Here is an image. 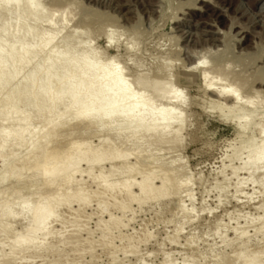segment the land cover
<instances>
[{
  "label": "rangeland",
  "instance_id": "374dc122",
  "mask_svg": "<svg viewBox=\"0 0 264 264\" xmlns=\"http://www.w3.org/2000/svg\"><path fill=\"white\" fill-rule=\"evenodd\" d=\"M59 2H62V0ZM64 2L65 0L62 3ZM71 2H76L74 6L72 5L73 10L70 12L74 17V22L71 20L72 24H70V21L69 23L67 21V31H78L82 26L85 29V25L89 23L87 29L92 33V36L91 34L90 36L93 37L92 41L95 44L93 46L107 53H103L104 56L118 55L117 58L122 63L125 62L126 64L123 63L125 66L130 63L126 67L127 70L132 72V74L130 71L128 73L129 77L132 76L131 79H136L143 72L146 74L148 72V74L152 75L151 73L155 72L159 65L166 63L174 67L175 74L182 71L186 74L187 79L189 77V80H191L195 76L198 82L195 81L188 85L184 84V93L183 91L182 93L186 96L182 97H189L188 99L190 100V106L187 109L190 114L188 120L190 123L188 122L182 130L181 136L184 139L176 145L178 147H172L173 145L168 144L152 150L147 140H143L136 145L137 138H140L137 134H132L133 136H128L121 140V135H118L120 131H117V134H113L112 132L115 131H112V136L108 133V131L113 129V126H116L114 125L116 123L104 126L97 125L92 129L88 128L89 131L83 129L87 131H85V134L83 131L81 132V129L78 130L76 135L68 136V133H71L72 129H74L72 121L66 123L64 128L61 127L65 131L60 129L64 134L62 135L59 132L62 135H60V143L63 147L59 145V140L55 144L61 146L62 150L65 148L70 151L72 148V145L70 147V142L74 139V144L77 136L79 141L82 139L83 141L87 140L92 148L101 144L104 137H110L111 143L114 144L113 146H118V149L120 148V150L129 153L128 157L121 160V173L116 176L117 178L115 177L116 180L119 179L120 183L127 176L122 172L129 166L133 167V171H136L135 178L137 181L142 180L148 172H154L153 183L155 186L160 187L161 176L172 175L176 178V183L166 191V195L140 203L134 202L131 208L124 213L114 207H110L111 214L119 217L118 224L120 227L113 231L109 241H101L106 229L98 228V218L100 216L98 215V205L100 204V199L94 198L86 206V213L77 221H74L69 216V213H65L63 219H58L52 224L56 231L61 230L63 227H71L68 229L69 232L66 233L68 236H74L76 229L79 226H84L83 231L77 235L76 239L79 241L75 245H61L58 248L60 251L37 258H35V253L30 252V254H27V261H22V263L13 260L8 264H231L234 260H238L236 258L238 252V257L241 259L243 254L240 252L243 253L245 251L246 256H248L247 253L250 251V253H257L260 257H257V261L260 259L261 262L262 260L264 262V166L263 168L259 167L262 170L250 174L253 169H257L256 167L264 162V158L251 159L249 157L256 151H260L261 146L256 145L250 150H235V147L239 146L241 141L239 136L240 125L234 121L237 117L233 119L235 116L233 114L236 113L237 116V112H235L237 108L234 107L232 102L236 100V96H233L235 94L230 95L232 93L227 92L230 98L228 95L222 94L224 98H229L224 100L228 101L229 105H231L230 107L233 105L235 108H233L234 111L231 110L230 112L228 107L230 115L235 112L231 115L233 117L231 121L233 120L234 122L222 120L218 116L219 111H210V106H208V101L213 100L215 102L216 100L217 102L221 96L219 92L220 85L219 88H215L218 85L215 87L210 86L209 79H212V76H217L216 72L219 68H223L225 63V67L227 66L231 69L228 71L225 68V73L229 72L230 75L226 73L228 76H234L235 79L233 77V81L238 76H241L242 79L243 76L247 79H249L247 76L250 77L249 83L245 79L247 84L242 88L241 96L261 91L262 94L259 97L261 96L260 98H262L263 96L264 99V0H71ZM71 2L67 1L65 3L68 5ZM62 3L61 5L64 6ZM17 9L19 8L17 7ZM11 14L16 16L14 12ZM13 16L12 18L10 16L11 20ZM73 25L77 26L74 28ZM78 25L81 27H78ZM11 27L13 28V25ZM80 30L78 33H80ZM110 31H113L111 34L113 33L112 38L115 39L112 44H109L111 40L109 36L111 34L108 33ZM137 42H139V46ZM132 45L137 46V48L131 50L130 47ZM162 56L164 57L162 58ZM129 58L130 60H128ZM166 58L169 61L166 60L167 62H164ZM218 58L222 60L223 64L220 61L221 64L219 63L218 65L217 62L213 65L212 61L215 59L218 61ZM170 59L173 63L170 62ZM200 59L202 62H200ZM131 61H136L135 64L141 62V65L138 64L140 69ZM211 64L212 66H210ZM204 65L208 66V69L209 67L213 68V66L215 70L217 69L216 72L214 68L213 70L209 69V74L212 73L208 75L209 79L207 78L210 88L204 83L206 81L203 82L202 77H199L202 71L200 69L203 67L205 69ZM192 66L194 67L192 68ZM201 66L202 68H200ZM215 66H218V68ZM231 71H234L236 76ZM134 72H136V76H133ZM40 77L42 76L40 75ZM205 77L207 76L205 75ZM205 77L203 76L206 80ZM231 77H229V82L231 80L230 83L232 85L230 90L233 89L234 91L237 84L241 81L239 83L234 81L233 83ZM67 81L66 79L60 83L61 86L66 85ZM148 84L151 85V83ZM89 87H91V84H88V89ZM212 87L216 90L219 89V91H208ZM84 88H87L86 85ZM21 92H24L23 88L20 92L18 91V96L22 95ZM216 92L220 95H218V98ZM128 93L130 94V92ZM75 95L76 90H72L66 93L63 99H71ZM36 96L35 91L30 92L29 97L25 100H32ZM38 96L41 97V93ZM56 96L57 94H49L48 97H43V99L41 97L40 106L42 110L52 108L56 103ZM232 96L235 97L233 98L234 100H231ZM222 97L218 101L221 103L219 105L225 103ZM244 97L241 98L244 99ZM241 98L240 100H243ZM237 99L239 98L237 97ZM236 101L234 102L236 103ZM218 102L214 104L217 105ZM157 103H160L159 100ZM181 103L178 101V105L176 103L174 105L179 106ZM228 103L226 102L225 104L228 105ZM159 105L157 104V106ZM16 106L18 108V104ZM123 106L121 107L122 111L124 109ZM41 107L32 113L30 109H26L20 113L22 119H17L15 120L16 122L14 119L17 117L18 109L15 107L10 110L8 116L0 121V128L9 129L8 135L4 139H0V144L17 138L15 134L20 130V127L22 128L21 134L25 136L27 142L31 133L36 127L38 128L44 117H46ZM2 108V105H0V112ZM77 109L78 107H69L66 111L70 112ZM95 111L88 113L87 118L84 115L80 118L83 120L89 119L97 113ZM123 112H125V109ZM226 112L228 113L227 110ZM56 114L58 112L55 110L50 112L48 116L56 117ZM240 114L242 113H238V116ZM73 122L75 123L73 125H78L77 121ZM59 123L58 121H53L51 127H56ZM173 124H176V121ZM173 124L170 129L175 127ZM149 125L152 124L150 123ZM149 125H143V129H148ZM70 126L72 127L71 130ZM78 126L75 129H80V126ZM168 126L171 127V125ZM253 131L249 130L242 136V139L256 134V138H260L257 141L260 142L259 132L255 130L256 132L253 133ZM48 132L45 130L42 134L41 138L43 140L48 137ZM79 132L84 135L81 134L83 138L79 137ZM65 134L67 135L66 139L69 137L67 141L71 140L69 143L64 141ZM53 144L47 147L50 155L52 151L57 150L59 147L56 148V145L54 146ZM66 145L69 146L66 147ZM46 150L43 148L37 149L34 155L35 159L31 162H24L20 160L24 157L19 156L11 161L8 158L5 160V155L13 150L3 148L2 154H0L1 221L9 208L12 215H14L17 212L15 210L16 205L23 201V198L28 194L27 191L30 193V190H22L23 192L17 193L16 189L19 186L21 187V183L25 185L26 181L28 184L29 180H34L31 176L34 174L35 167L40 164ZM17 161H19L18 165L15 164ZM86 164L82 162L81 165L84 174L83 172V175L78 174V178L79 175L83 176L84 188L88 189L85 192L95 189L92 180L87 178L86 170L88 168L86 167L88 165ZM243 164H250L253 169L251 171L249 169L240 170L237 175H234V167L238 168V166L240 167ZM11 165H16L18 169L14 172V175H9V178L4 180L3 176ZM101 166L104 168L103 176L107 175L110 163L103 162ZM165 168L169 170L166 176L163 174ZM172 170H175V172L171 173L170 171ZM94 172L98 174L99 168L94 169ZM42 182L40 181V183ZM42 184L37 187H41L39 188L40 192L42 191L41 193H43L42 188L44 186ZM37 188L35 187L34 189L36 190H31L33 199L30 196L31 199L26 204L24 211L17 215L6 229H3L4 227L0 228L1 251H8V242L12 240L11 236L24 233L28 225H30L31 209L37 202L43 200L41 199L42 196L40 198V196L36 195L39 191V189L37 191ZM33 190L37 192L35 193ZM64 191L65 187L60 180L57 186L49 188V190L45 189L43 196L45 197L46 194L58 196L63 194ZM131 191L138 195L140 194L137 186L132 187ZM13 192H16V194ZM85 192L82 193L84 196L86 195ZM11 201L13 204L10 205ZM71 207L77 209L78 204L75 202ZM108 217V213L102 216L105 221L109 219ZM73 222L74 225L72 224ZM3 223L5 224V222ZM88 231L92 232L91 241L87 246H84L83 241L88 236ZM56 238L60 241L65 237L60 235L56 236ZM109 243L113 245H106ZM239 262H234V264ZM240 263L243 264L242 262Z\"/></svg>",
  "mask_w": 264,
  "mask_h": 264
},
{
  "label": "bare ground",
  "instance_id": "6f19581e",
  "mask_svg": "<svg viewBox=\"0 0 264 264\" xmlns=\"http://www.w3.org/2000/svg\"><path fill=\"white\" fill-rule=\"evenodd\" d=\"M59 1L61 0H0V105H2L3 107L2 111L0 112V121L4 117L6 118L9 114V111L13 110L15 107L16 109H18V111L17 117L14 119V121L17 119L21 120L22 118L20 117V113L24 112L26 109H30L32 113L41 107V97L43 99V97H48L49 94H57V96L55 97L56 103L52 108L42 110L41 107V110L44 112V115L46 117H44L38 128L36 127V129L31 133V136L27 142L25 136L21 134L22 128L20 127V130L15 134L17 138L10 141H4L2 144H0V154H2V150L4 147L13 150L11 153L6 154L4 158L5 160L8 158V160L10 161L19 156L24 157L20 160L24 162H31L35 159L34 155L37 149H47L46 152H44L45 155H43V158H41L42 160L40 164L35 167L33 176H31L34 180H29L30 182L28 181V184L26 183V181L25 185L24 183H21V187L19 186L16 189L17 193L22 190H30L31 195L29 191H27L28 194L23 198V201L16 205L17 207L15 208V210L17 212L12 215L9 208L8 212L5 214L4 219H2V221L0 220V223H2L0 225V228L4 227L3 229H6L8 226H10L12 220H14L17 215L21 214L22 211H24V208H26V204H28L29 200L32 198L31 190L44 183L42 184V186L44 185L42 188L43 193H41L42 191L40 192L39 188L41 187L37 188V191L39 189L38 192L40 193V195L37 191H34L36 189L33 190L35 193L37 192V196H40V198L42 196L41 199L43 200L41 201L39 199L40 201L37 202L31 209L32 212L30 215V225H28V228L24 233L22 232L20 233V235L16 234L15 236H11L12 240L8 242V251L0 250L1 264H8L13 260L16 262L27 261V254H30V252H32L33 254L35 253V258H37L43 257L45 255H51L54 252H58V248L61 245H75L79 241L78 239H76L77 235L83 231L84 226H75L78 227L76 229L75 235L68 236L66 235V233L69 232L68 229H70L71 227H63L61 230L56 231L53 228L52 224L58 219H63L65 213H69V216L74 221H77L86 213V206L94 198L100 199V204L98 205V215H100L98 218V228L106 229V233L102 235L101 241H109L113 234V231L120 227V225L118 224L119 217L111 214L109 210L110 207H114L124 213L131 208V205L134 202L140 203L148 199L158 198L160 196L166 195V191L176 183V178L172 175H168L169 170H166L167 168H165V172L163 174L165 176H168L160 177V187L155 186L153 183V175H155L154 172H148V174L143 177L142 180L137 181L135 178L137 173H135L136 171H133V167L131 166L126 167L124 172H122L127 176H125L126 178L123 179L124 181H121L122 183H120L119 179L116 180L115 177L121 173V160L128 157L129 153L120 150V148L118 149V146H113L114 144L111 143L110 137H104V140L101 142V144L92 148L86 139H84L86 141H83V139L79 141L77 136L75 138L76 141L74 144V139L72 140V142H70L71 140L69 139L70 147L72 145L70 151H67L65 148H63L62 150L63 145H61L60 143V135H64L63 131L65 130L61 129V127L64 128L66 126L65 124L71 121L74 129H72V127L70 126V130L72 129L73 131H71V133L69 132L68 136L76 135L78 130L81 129V132L83 131V133L85 134L86 130L83 129H87V131H89V129H92L97 125L104 126L107 124L116 123L114 124L116 126H113V129L111 131H108V133L112 136V133L117 134V131H120V134L118 133V135H121V140H123L125 137L137 134L138 136H140V138H137L136 145H138L143 140H147L151 147L150 149L152 150L157 149V147L162 145L169 144L173 145L172 147L176 146L184 139L181 136V132L189 122L188 120L190 118V114L187 111L188 107L190 106V100L188 99L189 97H182L185 95L183 94L184 84L188 85L192 82L198 81L195 76L191 80H189V77L187 79L186 74H184L182 71L178 74H175L176 72L174 67L169 66L166 63L162 64L161 66L159 65L158 69L156 68V71L151 73L152 75L148 74V72L147 74L144 72H140L141 74H139L136 79H131L132 72L130 70H127L126 67L130 64L129 62V64L125 66L123 64L125 62L122 63L117 58L118 55H113L111 57L110 55L104 56V54L107 53H104L101 51V49H96L95 46H93L95 44H93L94 42L92 41V33H90L91 31L87 29L89 23L85 25V29H83V26L82 28H80L82 30L78 29V31L80 30L81 34L75 30L73 32L69 30L67 31L66 23L67 21L68 23L70 21V24H72L71 20L73 21L74 17L70 12H72L73 10L72 5L74 6L76 2L73 3L71 2V0H65L66 3L67 1L71 2L67 5L65 2L62 3L64 0H62V2ZM61 3L64 4V6H62ZM17 7L19 9H17ZM16 10H18L17 13ZM13 12L16 16H13L14 14H11ZM10 16L11 18L13 16V21L10 19ZM12 25L13 28L11 27ZM73 26L75 28L77 25ZM79 26L80 25H78V27ZM71 28L74 29L73 27ZM111 32L113 31L107 33L111 34ZM112 34L111 36H109V39H111L109 41V44L115 42V39L112 38ZM137 43L139 46V42ZM136 48L137 46L133 45L132 47H130L131 50H134ZM163 57L164 56H162V58ZM218 59V61L217 59L212 61L214 63L213 65H215V63L217 62V64L219 65L220 61L223 64L222 60L220 58ZM128 60H130V58ZM166 60L168 59L166 58L164 62H167ZM131 62L138 68V64L141 65V62L138 64H135L136 61ZM200 62H202L201 59ZM225 64L223 66L224 69L219 68L218 71L217 69L215 70L213 66L214 71H217V76H212V79H209L208 75L212 74H209V71L213 70V68L209 67V69L211 68L209 70L208 66L204 65L205 69L201 66L200 68L202 69L200 70L202 71L199 77H202L203 82L206 81L204 83L207 84V87L210 84V86L214 87L218 85L215 88H219L220 85V91L219 89L216 90L213 87V89L211 88L208 90L219 91L221 93V96L218 92H216L217 98L218 95L222 97V94H226L227 96L229 94L227 92L232 93L230 95L235 94L233 96H236V100L238 101L234 100L233 98L235 97L233 96L231 100L233 99L234 101H236V103L234 101L232 102L234 104V107L237 108V111H235L237 112V116L235 112H232L235 113L233 114L235 116L234 118L231 117L232 113L230 115L229 108L231 112V110L234 111V107L233 105L232 107H230L231 105H229L228 101H225L227 98L226 96V98H224V96L222 98L223 100L225 99L224 102H227L228 105L223 101L222 103L224 104L219 105L221 104L218 102L221 99L220 97L217 101V105L214 104L217 103L216 100L215 102H213V100L208 101L210 111L212 110L214 112L215 110H218V116L226 122H228L229 120L230 122H232L233 120L231 121V118L235 119L237 117L234 121H236V123L240 125L241 130L239 132V136L241 138V141L240 145L235 147V150H250L256 145H260L261 150L256 151L249 157L251 159L257 157L264 158V99L263 96L262 98H260L261 96L259 97V95H261L262 93L261 91H255L253 94L250 93V95L245 94L247 95L246 97H244L245 95H240V92H242V88L244 87V85L247 84V82L249 83V76H247L249 79L244 78V76L243 79L241 76H238V78L236 77V80H238L240 77L241 79H239L238 81L234 80L235 82L239 83L243 80L245 82L243 81V83L240 82L239 84L235 83L237 84L236 89L234 91L233 89L230 90L232 88V85L230 83L231 80L229 82V77L231 76H228L230 75L229 72H226L228 75L225 73V68L228 71L231 69H229L227 66L225 67ZM210 66H212V64ZM193 67L194 66H192V68ZM215 67L218 68V66ZM129 71L131 73V77H129L128 75ZM234 71L231 72L234 73ZM135 73L136 72H134L133 76L135 75ZM234 74L236 76V73ZM40 75L42 77H40ZM205 75L207 77H205ZM203 76L206 78V80L203 78ZM233 77L234 76H232L231 79ZM207 78L210 82L207 81ZM66 79L68 81L66 85L62 87L60 83H62ZM233 79H235V77ZM233 79L232 82L234 83ZM245 79H247L248 81L246 82ZM87 82L89 85L91 84V87H89V89ZM148 83H151V85ZM59 85L62 88H60ZM85 85L87 87L86 89L84 88ZM148 85H150L151 87L149 86L147 88ZM210 86L208 88H210ZM207 87L206 89H208ZM22 88L24 92H21L22 95L20 94V96H18V91L20 92ZM148 89L150 90L148 91ZM72 90H76L75 97L71 99H63L64 95ZM86 90L88 93L86 92ZM33 91L36 92L37 96L32 100H25L29 97V93H32ZM204 91L206 90L204 89ZM128 92H130V94ZM37 93H41V97L38 96ZM237 97L239 99H237ZM241 97H244V99ZM240 98L243 100H240ZM158 100L160 103H157ZM178 101H180V103L182 102L179 106H177ZM16 103L18 104V108L16 106ZM175 103L177 104L176 106L174 105ZM157 104L160 105L157 106ZM122 106L124 107L125 112H123L124 109L122 111ZM69 107H78V109L67 112L66 110ZM55 110L58 112V114H56L57 116L49 117L48 114ZM226 110L228 111V113L226 112ZM91 111H95L97 113L86 120L80 118L84 114H90ZM63 113H65V115H63ZM238 113H242L240 114L242 116L239 115V117ZM53 121H58L60 123L56 127H51ZM73 121H77L80 129H75L78 125H73ZM175 121L176 124H173L175 123ZM150 123L152 125H149ZM172 124L175 125V127L173 129H170L172 128ZM143 125H149L150 127L145 130L143 129ZM168 125H171V127H169ZM1 128L0 139H4L8 135L9 129H5L3 127ZM60 129L63 131L61 132ZM45 130L49 132L48 137L43 140L41 136ZM249 130H254L253 133L256 131L259 132L258 134H260L261 137L260 142L257 141L260 138L257 139L256 134H253L246 139H242V136ZM59 132H61V134ZM81 134L82 133L79 134V137H82ZM66 136V134L65 138L63 136L65 142L69 138L68 137L66 139ZM58 140L60 143L59 145H61L62 147L59 145L58 147L55 144V142H57ZM69 142L67 141V143ZM52 143H54L53 145H56L55 147H58L59 149H53L55 152L52 151V154L50 155L48 153L49 150L47 147ZM67 146L69 145H66V147ZM82 162L87 163V178H90L92 180V183L95 185V189L87 192H85V190L88 189H85L83 185V176L79 175L78 178V174H82V172L84 171H82L81 169ZM103 162L110 163L109 173L105 176H103L104 168L103 166H101ZM18 163L19 161H17V163L15 164L18 165ZM16 165L10 166V168L3 176L4 180L9 178V175H14V172L18 169ZM260 165L256 167L258 169L257 170L253 169L250 164H243L240 167L238 166V168L234 167L235 169L233 171V174L237 175L240 170L245 169H249L250 171L253 169L250 174H254L257 171L262 170L261 168H263L264 162H262V164ZM96 168H99L98 174H95L94 172V169ZM170 172L174 173L175 170H172ZM60 180L65 187L64 193L59 194L58 196L55 194H46L47 196L45 195L44 197V190H49V188L57 186ZM40 181L43 182L40 183ZM24 186L27 189H25ZM134 186H137V188L139 189V195L131 191L132 187ZM83 192H85V196L82 194ZM13 193L16 194V192ZM75 202L78 204L77 209L71 207ZM1 204L2 203H0V205ZM9 204L11 205L13 204V202L11 201V203ZM105 213L109 214V219L107 221L102 218ZM3 222H5V224ZM69 224L71 225V223ZM72 224L74 225V222ZM76 224L78 225L77 222ZM91 233V231H88V236L83 241L84 246H87L91 241ZM60 235L65 238H62L60 241H58L56 236ZM106 245L110 246L113 244L109 243ZM238 253L237 255L239 256ZM240 253L243 255L241 256L240 254L241 259L236 256V258L238 259L236 260L238 262L240 260V262H242L243 264H264L263 260L262 262L260 259V262L259 260L257 261V257H260L255 252H252L250 254L247 253L248 256H246V251ZM242 257H245L246 259ZM28 259L30 258L28 257ZM237 261L234 260V262ZM234 262L231 264H234ZM240 262L238 264H241Z\"/></svg>",
  "mask_w": 264,
  "mask_h": 264
},
{
  "label": "snow or ice",
  "instance_id": "6c2138e0",
  "mask_svg": "<svg viewBox=\"0 0 264 264\" xmlns=\"http://www.w3.org/2000/svg\"><path fill=\"white\" fill-rule=\"evenodd\" d=\"M85 118H87V114H84Z\"/></svg>",
  "mask_w": 264,
  "mask_h": 264
}]
</instances>
